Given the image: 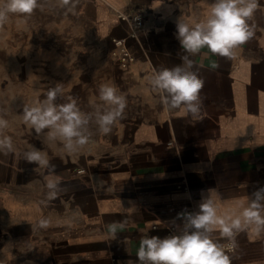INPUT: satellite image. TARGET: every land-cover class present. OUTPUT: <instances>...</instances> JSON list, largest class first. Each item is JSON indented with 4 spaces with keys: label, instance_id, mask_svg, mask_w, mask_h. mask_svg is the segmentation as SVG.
<instances>
[{
    "label": "crops",
    "instance_id": "obj_1",
    "mask_svg": "<svg viewBox=\"0 0 264 264\" xmlns=\"http://www.w3.org/2000/svg\"><path fill=\"white\" fill-rule=\"evenodd\" d=\"M39 3L31 16L9 14L0 25L7 43L34 51L50 38L48 49L57 52L59 39L65 51L79 47L81 56L63 67L55 61L23 64L32 77L17 84L31 89H18L13 99L34 106L60 83L65 96L90 112L102 103L100 86L112 84L127 104L110 133L91 125L89 143L73 153L36 136L23 119L9 123L5 131L16 151L0 155V264H139L141 237H165L180 222L178 213L199 210L208 189L229 205L264 188V0L253 18L256 36L235 59L206 47L193 57L205 82L196 117L166 110L149 78L181 63L176 19L203 15L211 0ZM119 13L145 17L139 41L130 43L136 60L125 68L112 54V39L127 33ZM57 23H64L63 32ZM8 113L0 108L5 119ZM30 146L47 153L61 181L60 195L47 203L48 169L22 157ZM41 220L48 227H40ZM237 244L238 263L264 264V236L241 233Z\"/></svg>",
    "mask_w": 264,
    "mask_h": 264
},
{
    "label": "clouds",
    "instance_id": "obj_2",
    "mask_svg": "<svg viewBox=\"0 0 264 264\" xmlns=\"http://www.w3.org/2000/svg\"><path fill=\"white\" fill-rule=\"evenodd\" d=\"M62 3L66 5L69 0ZM40 7L39 0H0V25L8 20L9 14L31 16ZM260 7V0H211L203 15L176 19L175 35L184 52L181 63L160 68L149 78L152 91L159 95L166 110H178L184 116L199 115L205 82L193 57L206 47L215 55L235 59L237 49L256 36L253 18ZM98 91L102 103L85 112L78 98L65 96L63 84L57 83L48 88L43 100L24 107L23 121L36 136L43 135L46 142H60L68 153L76 152L89 143L93 134L91 125L106 135L123 117L127 100L117 87L102 84ZM58 99L64 102L57 103ZM8 127L9 121L0 114V155L4 156L16 151L13 138L5 131ZM22 157L29 164L48 169L45 177L48 191L43 202L56 199L61 193V181L47 153L30 146ZM207 191L198 211L178 213L179 234L141 237L139 264H232L229 253L237 248L241 233L250 239L264 236V188L255 191L251 198L246 196L229 205L221 203L215 189ZM39 226L46 228L48 222L41 220ZM220 239L227 244L220 243Z\"/></svg>",
    "mask_w": 264,
    "mask_h": 264
},
{
    "label": "rangeland",
    "instance_id": "obj_3",
    "mask_svg": "<svg viewBox=\"0 0 264 264\" xmlns=\"http://www.w3.org/2000/svg\"><path fill=\"white\" fill-rule=\"evenodd\" d=\"M63 25L64 23H57V30L63 32ZM4 34L5 33L0 26V106L5 108L7 107L9 112L7 119L9 123H16L17 120L23 119L24 107L31 104L29 102L15 101L13 99L14 97H17L16 94L18 89H31V86L27 87L17 84L18 78L23 77L26 79L32 77L31 71L28 72L26 70L24 73L22 65H32L33 62L40 63L46 61H55L57 63H61L63 67V63L77 60L81 56V52L79 47H76L74 50H77L76 52L65 51L63 42H59V39L57 44V52H50L48 49L49 44L52 41L50 38L45 39L43 47H37L34 51L26 50L25 52H22V50H19V48L10 46V42L7 43L6 38H4ZM23 41L25 44L27 43L26 39H22V43ZM34 44H36V41H34ZM6 79H13V81L9 82V84H6L8 81Z\"/></svg>",
    "mask_w": 264,
    "mask_h": 264
},
{
    "label": "built area",
    "instance_id": "obj_4",
    "mask_svg": "<svg viewBox=\"0 0 264 264\" xmlns=\"http://www.w3.org/2000/svg\"><path fill=\"white\" fill-rule=\"evenodd\" d=\"M118 20L125 26L127 33L125 37H114L112 39V54L117 59L119 65L125 68L128 64L134 62L136 57L131 51L130 43H137L139 41V34L144 29L145 17L141 14L128 15L125 13H119L117 15ZM188 212H194L189 209ZM181 230V223L170 226L166 236L170 234H179ZM223 244H227V241H223ZM237 249L234 252H230L232 257V264H240L236 261ZM122 264H133L130 262H124Z\"/></svg>",
    "mask_w": 264,
    "mask_h": 264
}]
</instances>
